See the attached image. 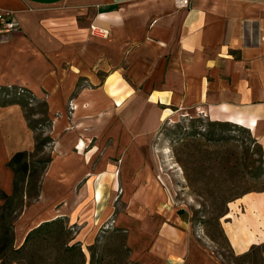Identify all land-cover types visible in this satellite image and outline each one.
I'll return each instance as SVG.
<instances>
[{
  "label": "crops",
  "instance_id": "0c3cea01",
  "mask_svg": "<svg viewBox=\"0 0 264 264\" xmlns=\"http://www.w3.org/2000/svg\"><path fill=\"white\" fill-rule=\"evenodd\" d=\"M185 1L0 0L19 24L0 41V83L44 101L53 142L15 249L60 219L86 257L115 229L132 264H226L185 227L153 150L166 120L200 114L247 128L264 152V0ZM34 146L22 110L0 108V193L10 158ZM222 230L235 258L264 264V190L231 202Z\"/></svg>",
  "mask_w": 264,
  "mask_h": 264
},
{
  "label": "rangeland",
  "instance_id": "374dc122",
  "mask_svg": "<svg viewBox=\"0 0 264 264\" xmlns=\"http://www.w3.org/2000/svg\"><path fill=\"white\" fill-rule=\"evenodd\" d=\"M12 105L22 110L35 141L34 149L27 152L30 154L26 158L29 172L17 176L18 194L0 210V233L6 227L13 235L19 215L37 199L53 142L44 101L24 86L0 83V108ZM155 142L153 151L160 159L159 173L177 214L192 237L226 264L250 261L260 264L257 251L251 256L235 258L222 230L231 202L247 193L264 190V152L251 132L233 123L211 121L200 114L181 115L164 122ZM12 180L13 176L11 183ZM7 196H13V189ZM3 204L5 200H0V206ZM62 221L66 239L73 238L70 244L76 243V230L71 223ZM101 231L95 244L88 248V257L84 255L83 264H132L125 234L115 229ZM60 253L55 245L43 243L13 264H54ZM11 260L12 257L8 261ZM80 263L78 253H74L72 264Z\"/></svg>",
  "mask_w": 264,
  "mask_h": 264
},
{
  "label": "trees",
  "instance_id": "16d2710c",
  "mask_svg": "<svg viewBox=\"0 0 264 264\" xmlns=\"http://www.w3.org/2000/svg\"><path fill=\"white\" fill-rule=\"evenodd\" d=\"M37 150V149H36ZM30 156L27 152L15 153L7 163V167L13 172V196L9 197L4 193H0V200H5V204L0 206V210L6 208V202L10 198L16 197L19 192L17 176H24L29 172V165L26 158ZM38 197V195H37ZM66 230L62 220H55L45 223L32 230L25 238L24 244L19 249L13 248L14 237L9 228L4 227L0 233V264H13L15 261L23 260L24 254H30L32 248L41 246L43 243H51L60 249L61 253L54 264H72L74 253H78L80 264L84 263V254L77 243L70 244L73 240L66 239ZM31 256V255H30ZM12 260L9 262V258ZM20 257V258H19Z\"/></svg>",
  "mask_w": 264,
  "mask_h": 264
},
{
  "label": "built area",
  "instance_id": "2783aa9c",
  "mask_svg": "<svg viewBox=\"0 0 264 264\" xmlns=\"http://www.w3.org/2000/svg\"><path fill=\"white\" fill-rule=\"evenodd\" d=\"M178 7L185 8L187 3L185 0H176ZM94 30V28H92ZM100 31V30H99ZM19 32V24L11 18L10 13H6L0 17V41L6 42L10 39L11 35ZM101 36L107 35L106 32L100 31Z\"/></svg>",
  "mask_w": 264,
  "mask_h": 264
}]
</instances>
